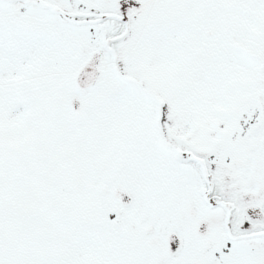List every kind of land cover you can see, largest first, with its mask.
Listing matches in <instances>:
<instances>
[{"label":"snow or ice","instance_id":"6c2138e0","mask_svg":"<svg viewBox=\"0 0 264 264\" xmlns=\"http://www.w3.org/2000/svg\"><path fill=\"white\" fill-rule=\"evenodd\" d=\"M0 264H264V0H0Z\"/></svg>","mask_w":264,"mask_h":264}]
</instances>
